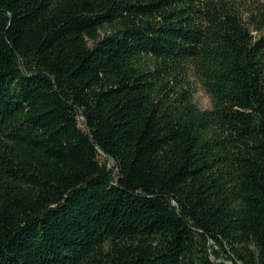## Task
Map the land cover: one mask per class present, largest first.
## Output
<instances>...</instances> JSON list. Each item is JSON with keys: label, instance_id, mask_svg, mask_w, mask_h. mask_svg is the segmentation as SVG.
<instances>
[{"label": "trees", "instance_id": "obj_1", "mask_svg": "<svg viewBox=\"0 0 264 264\" xmlns=\"http://www.w3.org/2000/svg\"><path fill=\"white\" fill-rule=\"evenodd\" d=\"M0 264H264V0H0Z\"/></svg>", "mask_w": 264, "mask_h": 264}, {"label": "rangeland", "instance_id": "obj_2", "mask_svg": "<svg viewBox=\"0 0 264 264\" xmlns=\"http://www.w3.org/2000/svg\"><path fill=\"white\" fill-rule=\"evenodd\" d=\"M189 81L191 82V86L194 89V92H193L194 103L202 109L210 108L211 107V97L205 91L201 83L193 75L189 77ZM80 124L82 126V123ZM100 158L102 159L103 156L100 155ZM112 164H113L112 160L108 159L107 165L111 166Z\"/></svg>", "mask_w": 264, "mask_h": 264}]
</instances>
